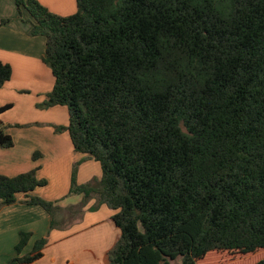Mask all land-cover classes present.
Returning a JSON list of instances; mask_svg holds the SVG:
<instances>
[{
	"label": "trees",
	"instance_id": "1",
	"mask_svg": "<svg viewBox=\"0 0 264 264\" xmlns=\"http://www.w3.org/2000/svg\"><path fill=\"white\" fill-rule=\"evenodd\" d=\"M45 36L55 85L43 107L65 106L75 151L101 164L69 208L106 205L120 231L108 264H264V0H77L70 16L15 0ZM10 19L0 20L5 25ZM0 61V88L12 78ZM11 105L0 109V115ZM2 148L13 138L0 131ZM37 169L0 175V209L37 205L63 228L55 202L30 195ZM21 233L7 264H32L47 239Z\"/></svg>",
	"mask_w": 264,
	"mask_h": 264
},
{
	"label": "crops",
	"instance_id": "2",
	"mask_svg": "<svg viewBox=\"0 0 264 264\" xmlns=\"http://www.w3.org/2000/svg\"><path fill=\"white\" fill-rule=\"evenodd\" d=\"M38 1L60 16L77 12V0ZM4 19L10 22L0 25V61L9 64L13 73L0 88V109L11 105L0 115V131L13 138L14 146L0 145V175L16 177L37 169V178L47 184L30 195L55 202L63 209L59 215L64 220L63 228L52 230L50 213L41 206L24 204L28 196L19 193L17 203L0 209V264L17 256L22 232L32 234L23 255L32 252L36 241H48L43 258L32 264H85L83 256L71 258V254L81 249L99 251L102 245L107 256L120 235L112 221L116 212L106 205L91 210L96 204L93 199L82 216L69 213L70 207L83 200L82 195L69 196L74 167L79 185L101 180L103 171L94 158L75 151L69 132L57 133L56 127L69 125L68 108L43 107L55 85L53 72L44 62L47 39L30 35L33 19L27 11L19 17L15 0H0V20Z\"/></svg>",
	"mask_w": 264,
	"mask_h": 264
},
{
	"label": "rangeland",
	"instance_id": "3",
	"mask_svg": "<svg viewBox=\"0 0 264 264\" xmlns=\"http://www.w3.org/2000/svg\"><path fill=\"white\" fill-rule=\"evenodd\" d=\"M63 107H65V106H63ZM116 240H117V236L115 237V242H116ZM102 246H104V245H102ZM102 246H98L99 251L95 250V251H92V253L88 252V251L86 253V251H84L82 249L80 251H78V254H75L73 252L71 254V258H73V256H83L82 258L85 259L84 260L85 264H105V263L107 264V262L105 261L106 253L104 254V248H102ZM263 254H264V250H260L256 254L255 253L250 254L248 256L249 258H247L246 260H248L249 262H256L257 263L258 258H260V256H262ZM234 256H237V255H233V254L226 255V258L224 259V261H221L220 264H224L226 261L231 260V259H236L237 257H234ZM173 264H181V258L178 259L177 261L173 262Z\"/></svg>",
	"mask_w": 264,
	"mask_h": 264
}]
</instances>
